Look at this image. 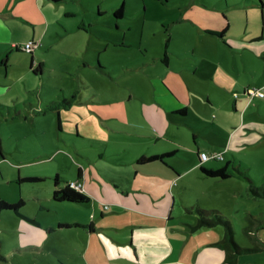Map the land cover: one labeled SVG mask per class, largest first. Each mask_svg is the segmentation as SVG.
I'll return each instance as SVG.
<instances>
[{
  "label": "rangeland",
  "instance_id": "rangeland-1",
  "mask_svg": "<svg viewBox=\"0 0 264 264\" xmlns=\"http://www.w3.org/2000/svg\"><path fill=\"white\" fill-rule=\"evenodd\" d=\"M164 1L0 0V199L8 204L20 198L24 201L20 210L22 217L11 211H4L0 216V264L94 262L93 258H87L94 253L93 249L85 259L80 256L81 242L77 246L72 236L77 232L49 233L48 228L56 225L57 220L66 222L90 216L94 198L88 208H82L55 202L50 194L64 182L74 180L78 170H86L88 180L96 186L102 199L103 192L109 196L115 190L112 179L122 180L120 176H124L131 181L135 163L129 160L143 139L135 134L112 132L111 127L122 125L115 113L120 112L128 94L133 96L132 91L146 90L152 85L149 76L135 67L163 56L174 22L184 14L182 24L193 17L186 9L193 0ZM121 6L123 15L117 18L114 13ZM172 41L181 43V40ZM29 42L34 44L35 59L44 63L40 76L31 74V54L14 50L13 44L23 49ZM110 94L120 98L115 103H107L105 100ZM62 95H73L74 99L64 101ZM89 95L94 100H88ZM39 101L58 102L54 106L58 109L72 102V109L63 111L65 114L75 111L73 107L89 108L96 127L90 122L84 135L60 130L56 110L39 113ZM260 101L249 104L256 119L264 123V106L259 108ZM31 104L36 106L30 108ZM19 109L22 117L17 114ZM194 112L199 114L196 109ZM202 130L197 132L200 145L208 142L202 139L206 135V130ZM259 138V142L250 146L252 153L237 156L248 167L246 174L238 173L232 163L227 164L232 176L224 180L201 177L197 169L183 174L172 191L175 227L185 229L197 223V216L187 213V207L218 210L229 221L235 243L250 249L237 255L238 264H264V200L249 193L247 180L253 181L256 187L264 181V137ZM122 148L120 153L109 154ZM217 149L216 154L224 152L223 148ZM103 152L104 156L99 157ZM187 155L180 152L170 161L181 169V164L189 165L192 160ZM222 157L225 160L204 164L217 169L226 164V159H232L230 153H223ZM91 170L98 178L91 177ZM55 176L59 178L58 187L54 186ZM33 177L40 179L34 183L18 182V179ZM117 187H121L119 181ZM124 212L131 214L122 211L117 216L118 223L128 218ZM111 214H106L105 222ZM32 221L40 222L42 227ZM109 233L114 236L130 232L114 229L102 232V241L117 251L112 247L115 243L106 236ZM224 234L221 225L203 226L193 234L189 245L195 244L194 240L218 242ZM94 238L99 242V237ZM184 239L188 241L187 237ZM180 240L175 242L177 246ZM68 249L74 256H61ZM98 250L103 258L108 254L102 247ZM187 251H191L190 246ZM190 255L185 253V258Z\"/></svg>",
  "mask_w": 264,
  "mask_h": 264
},
{
  "label": "crops",
  "instance_id": "crops-1",
  "mask_svg": "<svg viewBox=\"0 0 264 264\" xmlns=\"http://www.w3.org/2000/svg\"><path fill=\"white\" fill-rule=\"evenodd\" d=\"M186 9L193 16L192 20L182 24L184 14L179 21L174 22L176 27L170 29L163 56L155 57L152 63H140L135 67L149 76L151 87L132 91L133 96L128 94L125 103L120 106V112L115 113V118L122 125L111 127L112 132L135 134L143 139L142 143H137L138 148L129 160L135 163L131 181L128 182L124 176H120L122 180L112 179L115 190L109 196L103 192L102 199L96 186L88 180L86 170H78L76 178L67 182L81 184V192L89 197V202L85 205L58 203L88 208L91 198H94L95 202L90 208L91 215L66 222L57 220L56 225H48L49 233L77 232L78 239L72 235L73 242L76 245L81 242L82 246L78 249L82 259L93 249L94 253L87 258H93L94 262L89 261L88 264L225 263V252L214 245L217 242L194 240L195 244L189 245V241L194 239L193 234L200 228L191 230L190 227L194 225L185 229L175 227L172 222L175 205L172 191L175 184L182 180L183 174L197 169L200 171L201 167L216 170L205 166L204 163L210 160L201 164L199 155H215L217 148H223L225 155L231 154L232 159H226V166L232 163L238 173L246 174L248 167L238 161L237 156L243 152L252 153L250 146L259 142V137H264V123L256 119L249 104L264 100V0H193ZM1 26L0 23V30ZM172 40H181V43ZM43 65L32 53L29 69L33 77L41 75ZM95 69L102 72L97 67ZM176 75L179 77L176 78ZM251 87L262 92L263 98H249L245 92ZM118 98L120 97L110 94L105 102L115 103ZM73 99V95H62L64 101ZM87 99L94 100V97L89 95ZM51 102L55 101H39L38 105L41 107L38 111L45 113L56 110L60 130L84 135L86 127L91 123L96 127L88 107H73L75 111L65 114L63 111L72 109V102L64 109L54 108L58 102L48 108ZM35 106L29 105L30 108ZM261 106H264V101H260L259 108ZM17 114L22 117L21 109ZM134 119L136 120L133 121ZM31 121L33 122V118ZM202 129L206 130L202 139L208 140L210 146L208 142L204 145L198 143L197 132L203 131ZM121 150L123 148L110 151L109 154L120 153ZM105 152L99 154V157H103ZM171 152L173 155L166 158L164 163L154 161L137 164L140 157ZM180 152H186L192 160L189 165L181 164V169H178L170 159ZM219 168L222 167L217 169ZM90 175L98 178L92 170ZM200 175L209 178L201 171ZM118 181L121 187H117ZM117 189L121 192L116 191ZM122 211H129L131 214L124 212L129 215L128 218L123 223H118L117 216ZM107 213L112 214L105 222ZM108 220L115 222L109 224ZM32 223L42 227L38 221ZM73 224L79 226L75 227ZM58 225L70 227L59 228ZM113 229L116 232H130L106 235L115 243L112 247L117 251H113L101 239L102 232ZM94 237H99V242ZM177 240H180L178 246L175 244ZM124 246L126 248L121 251ZM189 246L190 252L187 251ZM101 247L108 252L104 258L99 254L102 253L98 250ZM73 253L68 249L62 251L61 256L69 258L74 256ZM185 253L191 255L185 258ZM63 262L68 264L65 260Z\"/></svg>",
  "mask_w": 264,
  "mask_h": 264
},
{
  "label": "trees",
  "instance_id": "trees-1",
  "mask_svg": "<svg viewBox=\"0 0 264 264\" xmlns=\"http://www.w3.org/2000/svg\"><path fill=\"white\" fill-rule=\"evenodd\" d=\"M122 15H123V6L117 9L114 13V16L117 18L122 17ZM14 50L23 51L17 45L14 46ZM28 53L32 55V51ZM98 69L102 70L101 68H98ZM54 104L55 102L49 103L48 108H51V106H53ZM172 155H173V152L162 154V155L150 156V157H140L137 160V164L143 165V164L154 162V161H159V162L164 163V160ZM200 171L206 177L220 179V180L227 179L231 176V173L228 170L226 165L216 170H208V169L201 167ZM39 179L40 178H35V177L23 178V179H18V182L19 183H26V182L34 183V182H38ZM247 180L249 183V193L255 198H260L264 200V181L260 187H256L251 180L249 179ZM58 185H59V178L58 176H55L54 186L58 187ZM51 199L55 202L73 203V204H78V205H85L89 202V197L86 194L82 193L81 191L72 188L69 182L64 183L62 187H60L58 190H53L51 194ZM23 205H24V201L21 198L16 203H13V204H8L4 200L0 199V216L2 212L4 211H11L15 215L22 217L20 210L23 207ZM186 211L188 213H192L197 216V223L194 226L190 227L191 230H195L203 226L212 227L216 225H221L224 227L225 229L224 237L214 245L219 246L224 250L225 263L238 264L237 255L247 253L250 251V249L242 248L235 243L233 239V231H232L229 221L224 219L223 215L218 210H204V209H201L200 207H190V208H186ZM73 226L78 227L79 225L73 224ZM58 227L68 228L70 227V225H58Z\"/></svg>",
  "mask_w": 264,
  "mask_h": 264
},
{
  "label": "built area",
  "instance_id": "built-area-1",
  "mask_svg": "<svg viewBox=\"0 0 264 264\" xmlns=\"http://www.w3.org/2000/svg\"><path fill=\"white\" fill-rule=\"evenodd\" d=\"M33 43L32 42H29V43H26L23 47V51H26V52H31L32 49H33ZM246 95L249 97V98H254V97H259V98H262L263 97V93L260 92L258 89H248L246 90ZM199 160H200V163H204L208 160H218V161H222L223 160V157L221 154H215V155H207L205 153H201L199 155ZM70 186L76 190H79L81 191V184L79 183H75V182H70Z\"/></svg>",
  "mask_w": 264,
  "mask_h": 264
}]
</instances>
